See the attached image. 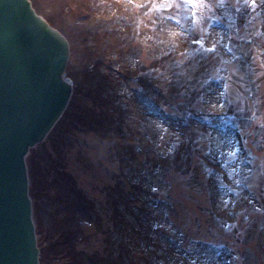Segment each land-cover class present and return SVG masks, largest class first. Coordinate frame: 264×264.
Returning a JSON list of instances; mask_svg holds the SVG:
<instances>
[{
  "label": "rangeland",
  "instance_id": "374dc122",
  "mask_svg": "<svg viewBox=\"0 0 264 264\" xmlns=\"http://www.w3.org/2000/svg\"><path fill=\"white\" fill-rule=\"evenodd\" d=\"M35 2L36 10L65 30L55 11L65 0ZM153 4L156 8L152 13L163 16L161 27L153 29L151 37L143 36L145 29L137 27L139 36L131 46L123 49L120 45L116 53L106 51L105 57H97L99 70L107 68L106 75L111 78L121 70L132 74L137 63L143 68L151 65L153 50H163L166 40L179 35V30L191 21L194 35L203 38L209 34V43L217 45L215 55L198 53L187 59L168 53L166 57L173 63H155L158 71L151 74L163 86L159 93L169 94L168 98H193L191 108L195 113L230 111L239 120L217 122L207 128L204 139L199 136L197 143L191 142L196 145L192 150L205 157L208 164L193 153L192 165L184 166V173L162 174L150 160H154L158 148L161 152L170 150L168 144L179 139V130L167 128L168 121L160 120L150 98L138 94L142 82L135 85L123 79L115 84L118 89L107 93L108 102L111 107L118 103L125 107L124 125L131 134L125 140L117 137L125 132L108 136L104 132L72 131V146L63 154L56 153L64 167L60 177L65 181L66 175L73 186L69 195L65 193L66 202L62 196L57 197L55 188L36 199L31 189L34 162L44 165L45 156L52 152L54 129L25 157L36 229L38 224L41 232H49L56 226L65 236L67 227L70 235L66 236L72 237L77 250L75 261L69 260L60 244L44 257L42 252L40 264H144L133 263L138 251L148 255L149 264H180L173 262L179 256L186 264H264V0H153ZM103 6L97 13L101 21L112 14L109 7ZM165 17H173L176 25ZM218 23L220 28L215 29ZM223 30L231 33L229 41ZM87 41H72L69 69L65 72L70 87L75 85L67 78L73 67L89 66L88 60L74 62L81 59L83 50L95 46V41ZM209 76L210 81L205 80ZM132 87L137 89L133 92ZM166 100L162 98L159 104L173 102ZM77 101L73 95L65 111H74L71 107ZM87 102L81 100V104ZM161 110L172 117L177 112ZM188 129L185 134L189 138ZM118 148L135 152L136 158L120 161ZM239 170L248 176L243 185L249 209L243 213L234 210L239 204L235 195L240 189L235 179ZM151 192L159 195L161 204L153 201L156 193L152 196ZM134 199L136 208L142 206L136 214L134 207L124 213L115 206ZM118 218L124 222L121 226L116 225ZM41 232L37 234L38 242L42 240Z\"/></svg>",
  "mask_w": 264,
  "mask_h": 264
},
{
  "label": "water",
  "instance_id": "95a60500",
  "mask_svg": "<svg viewBox=\"0 0 264 264\" xmlns=\"http://www.w3.org/2000/svg\"><path fill=\"white\" fill-rule=\"evenodd\" d=\"M29 0H0V264H38L25 156L63 113L67 41Z\"/></svg>",
  "mask_w": 264,
  "mask_h": 264
},
{
  "label": "trees",
  "instance_id": "16d2710c",
  "mask_svg": "<svg viewBox=\"0 0 264 264\" xmlns=\"http://www.w3.org/2000/svg\"><path fill=\"white\" fill-rule=\"evenodd\" d=\"M152 0H144L141 3V6L134 7L132 4L121 3L118 2H110L109 1V8H111L114 13V19L112 21H105L102 19L99 20L98 16H94V13H97V10L100 5V0H65V6H61L59 9L60 14L59 16L62 17L63 11L65 9V23H60L61 27H65L63 32L67 34V38H69L70 44L75 39H79L80 43H88L87 40L95 41L93 48L88 49L86 48L81 53L83 56L78 61H74L75 64H79L81 60H88L89 66H81L76 67L69 72V78L74 83V97L78 100L74 103V111L66 112L63 119L60 121L56 129L54 130L51 138V146L52 152L51 155L48 152V156H45L44 160V168L43 164L37 165L34 162V175L32 176V185L31 189L34 194V198L40 197L42 194L41 191L52 190L50 189L55 188L56 193L58 194L57 197L60 195L62 196V200H65V193L69 195L70 189L73 188L69 179L65 181L62 180L60 177V172L58 168L60 165H57V162L61 161L60 157L56 155V153L63 154L65 153V149L72 146L71 137L72 131L76 130V125H80L85 127L90 132H104L108 135L115 133H122L121 125H120V110L118 109V105L111 107L110 100L107 93H112L114 90H117L115 84H118L123 79L129 80L130 77L133 79H137L135 75L131 72L127 74L120 71L119 75L111 76L109 78L106 75V72L100 71L98 66L97 57L101 58L105 57L106 51H111V53H116V48L121 47L126 48L128 45L131 46L135 39L139 36V30L137 27H142L145 29L144 35H151L149 34L152 30L151 28H155V26L160 25V15L154 14L150 15L149 12L152 9L153 3ZM62 5V4H61ZM152 5V6H151ZM159 5V4H157ZM158 29V28H157ZM116 35H114V34ZM209 34H207L208 36ZM152 36V35H151ZM209 38V36H208ZM186 37H180L179 44L170 46L169 51L170 53H175L179 55L180 58L186 57L187 59H191L196 54L203 52L199 51L198 47H194L192 51L187 50L185 53L181 52V47L185 45ZM117 42V44H116ZM72 46V45H71ZM97 46V47H96ZM204 50V49H203ZM154 52V62L150 65V70L147 73L153 72L157 65L155 63H160L162 65H170L173 60L169 57L162 56L160 53H157L156 50ZM217 53L216 55H218ZM83 64V63H82ZM94 65V66H93ZM92 69H89V67ZM140 64H136V67L139 68ZM89 70V71H88ZM142 79V84L144 85V89L148 92H151L156 102H160L162 98L164 100L170 99L173 101L172 103L168 104L171 106H177L181 110L187 111V114L191 111L192 101L193 98H178L177 96L169 97V94L163 95L159 93L162 91V84L159 83L158 80L154 79L152 75H146ZM207 80V77L205 78ZM114 88V89H113ZM85 93V94H84ZM85 98H88V104H81V100L83 101ZM110 103H109V102ZM167 101V100H166ZM196 130H199L202 134L205 132V129L197 127ZM108 135V136H110ZM197 135V136H196ZM119 139H126L124 134L117 136ZM199 137L197 134H192L189 139L178 140L179 147L176 149H172L171 154H164L158 153L155 154V159L150 160L152 164L159 166L162 172H170V171H182L184 166L188 168L192 165L193 153L196 152L192 150V148L196 145H192V143H197V138ZM192 138V139H191ZM110 139V138H107ZM126 151V152H124ZM122 158L120 159V157ZM117 157H119L120 161H127L132 162L135 159V155L131 153V151L127 149L118 148ZM31 173H32V164H31ZM50 173L49 178L46 180L47 175ZM179 173V172H178ZM48 178V177H47ZM63 181V182H62ZM62 182V183H60ZM59 199V198H58ZM66 202V200H65ZM136 200H130L120 203L118 202L116 208L119 209V212H126V210L131 209L134 207L135 214L138 213L141 209L136 208ZM246 203V202H245ZM55 217V216H54ZM53 217V218H54ZM55 221H53V224ZM124 222L118 218L116 225L121 226ZM53 233H57L59 235V239L55 245L50 244L49 242L43 248V252L46 254L47 252H54L60 244L61 252L65 253V256L69 258V260L75 261V257L77 255V250L74 249V245L72 242V237L66 236L67 234L70 235V230L65 227V236L64 232L58 231L57 227H53L50 229L49 232H45V238H48L51 235V231ZM64 237V238H63ZM63 238V239H62ZM60 239L63 240L60 243ZM45 243L46 241L43 240ZM43 245V244H41ZM134 259V257H133ZM135 263V262H133Z\"/></svg>",
  "mask_w": 264,
  "mask_h": 264
}]
</instances>
